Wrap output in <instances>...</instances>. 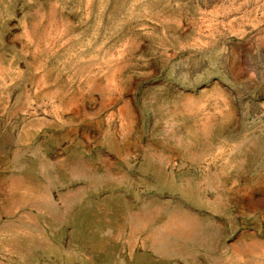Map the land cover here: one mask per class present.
Here are the masks:
<instances>
[{
	"label": "rangeland",
	"instance_id": "rangeland-1",
	"mask_svg": "<svg viewBox=\"0 0 264 264\" xmlns=\"http://www.w3.org/2000/svg\"><path fill=\"white\" fill-rule=\"evenodd\" d=\"M0 264H264V0H0Z\"/></svg>",
	"mask_w": 264,
	"mask_h": 264
}]
</instances>
